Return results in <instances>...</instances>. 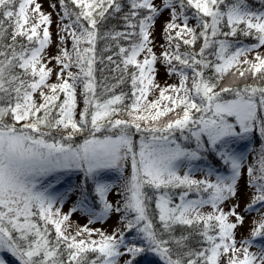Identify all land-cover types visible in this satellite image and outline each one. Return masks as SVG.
Listing matches in <instances>:
<instances>
[{"label": "snow or ice", "instance_id": "snow-or-ice-1", "mask_svg": "<svg viewBox=\"0 0 264 264\" xmlns=\"http://www.w3.org/2000/svg\"><path fill=\"white\" fill-rule=\"evenodd\" d=\"M59 3L61 20H69L58 26L66 34L60 36L61 45L70 36L72 52L60 47L46 60L51 14L36 0H0V41L5 23L11 28V43L0 45V252L11 253L19 264H119L126 254L131 259L123 264H135L146 251L158 254L163 264H264V245L249 251L252 237L264 238V215L237 247L234 230L244 216L239 203L232 202L227 211L223 207L239 199L244 161L230 144L257 127L264 137V52L258 51L264 47V0L261 9L248 0H161L159 5L154 0H70L74 10L66 0ZM164 12L169 14L163 26L167 47L162 45L158 56L152 29ZM110 18L123 20L125 31L113 26L101 37L100 28ZM240 36L257 42L244 45ZM101 38L130 41L119 46L121 61L114 69L121 72L118 83L125 74L130 79V104L125 103L127 93L113 91L115 84L97 92L94 65ZM182 45L186 50L181 51ZM106 59L116 63L112 56ZM53 60L59 66L55 73L48 66ZM158 61L168 75L180 77L178 84L161 87L156 82ZM53 74L56 81L50 82ZM226 76L232 82L224 83ZM249 77L259 83L233 86ZM78 89L84 104L79 118ZM154 90L159 94L150 100ZM228 93L234 98L224 99L222 94ZM177 132L184 140L194 138L195 148L177 142ZM77 135L84 136L82 143L75 142ZM205 144L230 166V175L211 167L204 179L195 178L191 168L181 174L186 161L202 159ZM129 159L131 175L118 194L123 206L114 207L107 199L113 185L103 176L111 169L123 172ZM257 164L247 168L248 185L255 188L249 211L264 207V148ZM72 169L83 170L92 180L102 205L99 212L88 206L89 193L82 184L81 208L96 219L123 212L125 227L135 228L146 247L126 244L123 231L69 230L70 213L56 207L63 197L53 189L62 173ZM172 190H179V203ZM193 192L197 198L190 199ZM153 199L157 212L150 214ZM206 205L210 211H202ZM93 232L98 240L92 239ZM0 264H6L3 256Z\"/></svg>", "mask_w": 264, "mask_h": 264}, {"label": "rangeland", "instance_id": "rangeland-1", "mask_svg": "<svg viewBox=\"0 0 264 264\" xmlns=\"http://www.w3.org/2000/svg\"><path fill=\"white\" fill-rule=\"evenodd\" d=\"M37 3H40L42 5V11L46 14L50 13L52 17V24L49 26V31L51 33V43L49 46L45 49V59L47 60L48 57L54 56L58 53L60 47H66L69 51L72 48V40L71 37H67V39L64 41L63 45H61L60 36L66 35L65 33L60 31V28L58 26H61L62 24H67L69 22L68 18H64L61 20V17L63 16V10L61 9L59 0H36ZM154 3L160 4L161 0H154ZM52 5H55V7H52ZM34 6V5H33ZM168 12H164L162 16H160L152 29L153 33V41H154V51L159 56L160 52L163 50L161 47L162 45L164 47H167L166 40L164 38L163 33V26L165 21L168 19ZM190 24H194V21H190ZM43 27V26H42ZM202 43V41L197 42L196 50L198 51L199 45ZM258 51L264 52V47H261L258 49ZM70 52V51H69ZM255 52L250 53L249 57L251 58L254 56ZM140 59H143V54H141ZM49 67H52L54 69V73L59 71V66L56 65V62L53 60L51 63L48 64ZM158 71L156 73V82L160 84L161 87H164L166 85L171 84H178L180 77L178 75H168L165 71L164 65H162L159 61L156 65ZM72 71H78L77 68L73 67L71 69ZM189 75L191 73L189 72ZM66 76V73H65ZM56 76L53 74L50 78V82H55ZM232 82L231 76H226L224 83ZM244 83H259V81H254L251 77H249L247 80L238 79L235 81L233 86H240L243 87ZM80 89H78V107H77V118L78 113L83 109V96L79 94ZM158 91L154 90L150 95L149 99H155L158 96ZM224 99H233L234 96L231 93L228 94H222ZM62 96V94H61ZM167 103V102H164ZM179 111V109H177ZM199 115V114H197ZM229 120L231 122H235L234 117H230ZM237 131H239V127L237 126ZM138 138L136 141H139V134L137 133ZM176 135L179 136V141L177 139V142L181 143L182 146L186 147L187 144H192V146L195 148V139L190 138L189 140H184L180 133L177 132ZM184 135H190L187 131H185ZM259 135V127L255 128L251 134H248L245 138L242 139H234V141L230 144V147L233 148L237 153H241L244 156L243 165L241 168V177L238 181L239 191L238 196L239 199L235 200L233 198L232 201L226 202L223 207L225 208V211H227L228 207L231 205L232 202L239 203L241 214L244 216V222L242 225L237 226V228L234 230L235 232V238L237 240V247H240V241L246 238L250 237L251 230L256 227V222L260 220L261 216L264 215V207H261L260 205L254 206V209L249 211L247 210V205L251 202V196L255 192L254 187H250L248 185V173L247 168L250 165H253L252 158V145L256 141L257 137ZM84 139L83 135H77L74 137V140L78 143H82ZM204 140H207V137H204ZM207 144H205V148ZM208 146V145H207ZM211 147V145H209ZM208 146V147H209ZM211 167L215 170L216 173L222 174V175H230L231 170L230 166L227 165L226 168H219L214 167L210 163V160L207 157H202L200 160L192 161V162H185L184 165L181 166V174H183L184 171H187L189 168H191L192 174L197 179H204L207 174V169ZM131 175V161H127L124 164L123 172L111 169L106 171V175L103 176V179L113 185L112 190L109 191L107 194V199L109 202L113 203L114 207L117 204H120V206H123L122 198L118 194L121 193V185H123L125 179ZM90 180V178H87ZM210 179H215V176L213 175L210 177ZM85 174L83 170L78 169H72L69 171H66L62 173V179L58 184H55L53 189V194L58 195L60 197H63V204L61 205L59 202H57L56 207L61 208L62 213H70V219L68 223L71 225L70 231L74 232L76 228L78 227H84L87 226L92 229H97L105 234H113L117 231H123L125 232L127 228L126 220H123L121 217L123 213H114L110 212L106 217L102 219H96L94 216H91L89 213H87L85 210L81 208V206L78 204V200L80 199V189L81 185L85 184ZM197 197H193L190 199H194ZM179 199V197H178ZM88 203V206L93 208L92 205ZM101 203V202H100ZM73 207H76V211H71ZM102 205L100 204V207L98 209H94L96 212H99ZM211 208L209 205H206L202 211H210ZM92 221L89 223V221ZM231 222H235L234 218L230 217ZM125 243L131 244L134 243L133 237H131L128 234H125ZM99 235L96 232H93L92 239H99ZM252 246L249 248L250 252H258L259 247L264 245V238L262 237H252ZM121 252L124 253L125 249L121 248ZM10 253L6 252H0V256H3L5 259V255H9ZM126 259H131L130 255H124L122 258L119 259V264H123V261ZM6 261V259H5ZM6 264H9L6 261ZM223 264V260H222Z\"/></svg>", "mask_w": 264, "mask_h": 264}, {"label": "trees", "instance_id": "trees-1", "mask_svg": "<svg viewBox=\"0 0 264 264\" xmlns=\"http://www.w3.org/2000/svg\"><path fill=\"white\" fill-rule=\"evenodd\" d=\"M249 4L254 8V9H261L262 5L260 3V0H248ZM66 3L68 4L70 10H74V6L71 5L70 0H66ZM122 4H127L128 0H121ZM18 7V5H17ZM61 9L63 10V8L61 7ZM128 9L124 8V11L126 12ZM74 18V17H73ZM124 22L121 19H117V18H110L108 21H106L104 23V25L101 26L100 28V34L101 37H103V33L110 30L113 26H115V30L116 31H125L124 28ZM4 28L6 29V35L5 38L0 41V45H6L11 43V38L10 35H8V33L11 32V28L9 27L8 23H5ZM19 39V38H18ZM238 39L241 42H246V43H256L257 41L255 40L254 37H243L240 36L238 37ZM26 43V41H24ZM130 41H126L123 39H120L119 41L116 40H112L111 38H101L99 40H97V44H96V63L94 65L95 68V77L98 83V88H97V92H102L103 88L105 85L111 86L113 84L116 85V88L113 89V91L116 94H119L121 91L125 92L128 94V99L125 101L126 104H130L131 103V82L130 79H128L127 74H125V80L123 83H118L117 78L121 75V72L119 70H114L116 69V64L120 63L121 58L117 55L118 51H119V46H124L127 47L129 45ZM86 44H82L81 47H86ZM4 48L0 47V51H3ZM186 50L185 47L182 45L181 51ZM70 52H72V48L69 50ZM74 55V53H73ZM107 56H112L113 61H115L116 63H111L109 62L106 57ZM0 59H3V57H0ZM209 59H215L214 56H209ZM122 67V65H121ZM207 74H211V70H206ZM240 87V86H239ZM111 94V93H109ZM176 138L179 141V136L176 135ZM259 137H257L256 141L253 143L252 145V163L253 165L258 166L257 161L258 158L260 156L261 153V149L264 148V137H261L260 132H259ZM138 138V135H136L134 137V139L136 140ZM76 143L77 140L75 141ZM209 146V144H207ZM207 148H205L206 150L202 151L201 155L202 157H207L210 160V163L212 165H214L215 167H219V168H226L227 164H225L220 157L217 155V153L215 151L211 150V147L207 146ZM186 147L188 148H194L192 146V144H187ZM85 184L89 193V200L88 202L92 205V207L94 209H98L100 207V199L99 197L94 193L93 189H94V184L92 182V180H88L86 178L85 180ZM122 186V185H121ZM121 191H122V187H121ZM172 192L174 193L173 195V199L175 203H179V199H178V193L179 190H172ZM149 194L151 195V191H149ZM206 195V194H205ZM193 197H197L196 193H190L189 198H193ZM122 208V207H121ZM150 214L152 213H156L157 210L155 209V199H153V201L150 203ZM123 213V212H122ZM134 214H129V218H132ZM154 223L156 224L157 227H159V221H158V217H156L154 219ZM142 226V225H141ZM181 229H177V235L180 234ZM125 234L130 235L131 237H133L134 243L140 247V246H145L147 245V242L144 241L142 239V235H138L137 230L135 228L133 229H127L125 232ZM53 234H54V229H53ZM193 247H199L198 244L195 243V241H193L192 244ZM5 259L9 264H19V260L14 257L11 253L9 255H5ZM135 264H163V261L161 260V258L159 257L158 254L153 253L151 251H146L144 253H141L140 255H138L135 258Z\"/></svg>", "mask_w": 264, "mask_h": 264}, {"label": "bare ground", "instance_id": "bare-ground-1", "mask_svg": "<svg viewBox=\"0 0 264 264\" xmlns=\"http://www.w3.org/2000/svg\"><path fill=\"white\" fill-rule=\"evenodd\" d=\"M242 44H244V45H250L251 43L242 42ZM212 166H214V165H212Z\"/></svg>", "mask_w": 264, "mask_h": 264}]
</instances>
